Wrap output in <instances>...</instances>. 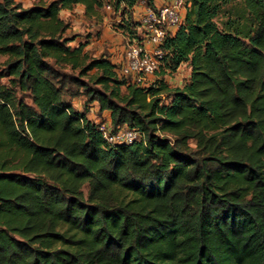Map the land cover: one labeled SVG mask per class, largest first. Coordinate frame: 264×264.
<instances>
[{
  "label": "trees",
  "instance_id": "1",
  "mask_svg": "<svg viewBox=\"0 0 264 264\" xmlns=\"http://www.w3.org/2000/svg\"><path fill=\"white\" fill-rule=\"evenodd\" d=\"M138 3L0 0V264H264V0H184L150 84L60 17L109 4L140 43ZM70 84L137 138L108 143Z\"/></svg>",
  "mask_w": 264,
  "mask_h": 264
},
{
  "label": "rangeland",
  "instance_id": "2",
  "mask_svg": "<svg viewBox=\"0 0 264 264\" xmlns=\"http://www.w3.org/2000/svg\"><path fill=\"white\" fill-rule=\"evenodd\" d=\"M53 0H16L22 8L28 9L33 6L48 4ZM144 4L138 3L135 7L132 20L134 22H140L144 18ZM157 8L159 5L157 4ZM184 12H180V16H183ZM60 17L69 25L67 34L70 37L75 38V41L70 45L75 47L78 43L86 44L85 51L92 58H98L101 56H107L114 62L119 61L124 57V52L128 47L129 40L126 37L122 27V21H120L119 15L115 14L113 10H107L102 8L98 12L96 17H86L83 15L81 7H76L73 11H62ZM220 22V19L218 20ZM177 27H172L171 32L175 31ZM3 60H0V64ZM1 69V66H0ZM67 76L77 77V72H70L69 69L60 70ZM189 75V69L186 65L180 67L177 73L169 78H166L171 87L182 86L187 80ZM155 76V75H154ZM154 76L144 81L145 84H150L154 80ZM84 80V79H80ZM6 79H1L0 83H6ZM66 99H73L72 104L76 109H86L87 116L93 119L95 122L105 124L110 128V119L106 112L98 114L97 107L94 103H88L86 97L83 95L82 89L74 84L67 85ZM73 94L72 97L70 95ZM24 101L27 104H31L29 98H25ZM95 109V110H94Z\"/></svg>",
  "mask_w": 264,
  "mask_h": 264
},
{
  "label": "built area",
  "instance_id": "3",
  "mask_svg": "<svg viewBox=\"0 0 264 264\" xmlns=\"http://www.w3.org/2000/svg\"><path fill=\"white\" fill-rule=\"evenodd\" d=\"M139 3L145 5L144 0H139ZM183 3L184 0H174L156 10L144 6L141 42L128 44L120 68V73L123 76L143 83L156 74L163 56L160 45L168 31L172 27L179 26ZM105 9L111 10V6L107 4ZM99 131L104 139L111 144H129L138 136V133L133 130L119 129L112 131L111 127L109 128L105 124H99Z\"/></svg>",
  "mask_w": 264,
  "mask_h": 264
},
{
  "label": "crops",
  "instance_id": "4",
  "mask_svg": "<svg viewBox=\"0 0 264 264\" xmlns=\"http://www.w3.org/2000/svg\"><path fill=\"white\" fill-rule=\"evenodd\" d=\"M173 1H174V0H167L166 3H167V2H173ZM162 3H165V2H162ZM181 12H182V11H181ZM170 31H171V29H170ZM172 32H173V31H172ZM78 110H80V109L78 108ZM94 110H95V109H94Z\"/></svg>",
  "mask_w": 264,
  "mask_h": 264
}]
</instances>
